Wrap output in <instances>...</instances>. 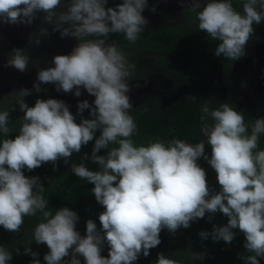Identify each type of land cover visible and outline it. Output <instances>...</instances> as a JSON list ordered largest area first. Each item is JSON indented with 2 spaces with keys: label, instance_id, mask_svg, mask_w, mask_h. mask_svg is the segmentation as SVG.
I'll use <instances>...</instances> for the list:
<instances>
[{
  "label": "clouds",
  "instance_id": "9594fccd",
  "mask_svg": "<svg viewBox=\"0 0 264 264\" xmlns=\"http://www.w3.org/2000/svg\"><path fill=\"white\" fill-rule=\"evenodd\" d=\"M147 2L121 0L106 8L107 0H65L66 10L57 14L61 0H0V23L31 24L39 12L61 37L77 41L69 54L55 55L52 66L37 70L31 90L14 92L23 112L14 138H9L10 110H0V227L19 232L24 217L40 214L23 249L33 258L31 264H41L30 248L33 241L46 245L45 264H81L80 257L83 264H134L160 244L162 229L175 234L206 214L211 222L216 213L226 217V223L213 224L210 232L201 230V239L231 244L240 232L243 247L252 253L245 264H260L264 259V149L258 150L264 117L249 125L231 103L210 107L205 102L200 105L203 138L198 142L173 137L137 145L132 139L137 124L128 95L131 65L123 51L107 40L109 34L123 33L135 43L146 30L148 21L142 12ZM240 3L241 10L233 0H190L187 7L195 13L198 29L218 42L214 54L230 61L245 55L253 25L264 21V0ZM46 34L41 28L34 42L38 44L39 36ZM29 62L24 49L13 48L6 65L23 72ZM49 83L57 92L79 97L83 88L93 96L92 104L83 100L76 106L77 116L87 109L91 118L81 116L77 122L68 106L55 98H37L28 106L23 98ZM90 141L93 145L86 158L98 168L89 169L81 158L72 165V173L93 185L91 192L103 211L98 215L100 227L88 219L81 235L76 229L77 213L68 207L52 211L39 177L26 176L23 170L43 163L55 168L57 160L67 164ZM101 150L104 154L98 155ZM201 158L215 172L218 190L210 189L206 171L198 164ZM105 245L107 256L101 255ZM195 258L202 260L203 254ZM11 259L12 253L0 245V264ZM155 264L180 261L157 253Z\"/></svg>",
  "mask_w": 264,
  "mask_h": 264
},
{
  "label": "trees",
  "instance_id": "16d2710c",
  "mask_svg": "<svg viewBox=\"0 0 264 264\" xmlns=\"http://www.w3.org/2000/svg\"><path fill=\"white\" fill-rule=\"evenodd\" d=\"M120 2L121 0H107L105 7H114ZM233 6L237 10H241L240 0H233ZM145 13L143 10L142 15L146 18ZM186 16L189 19L187 25L177 29H170L163 24L150 27L147 23L146 30L140 34L135 43L127 41L123 33H114L108 36L107 42L115 43L123 51L131 65L129 78L147 80L158 75L174 81L179 88H186L182 97L165 109L161 108L157 98H148L130 110V114L137 124V131L132 137L137 145L147 144L156 138L169 141L173 137L194 144L202 139L199 119L201 115L200 105L206 102L210 107H216L221 103L213 96L203 93L201 89L196 87L194 80L212 76L218 68L229 70L232 61L214 54L218 42L211 40L206 33L200 31L196 20L195 25H193L191 17L195 16L194 12L190 11ZM254 35L264 43V28L259 27ZM13 48L17 47L12 44L7 48V56ZM141 60H150V63L137 66L136 63ZM184 64L188 65V68ZM189 95L195 96L197 99L195 101L190 100ZM37 98L54 97L48 89H41L40 92L33 91L23 99L28 106H32ZM232 106L243 113L246 124L250 125L254 122L255 118L251 114L238 105L232 104ZM13 112L10 111V114L13 115ZM18 118L20 117H10L9 138H14L19 132ZM80 118L81 116H76V121L79 122ZM83 118L87 119L88 117ZM96 135H99V130H97ZM92 145L93 141L87 145H82L80 152L73 153L67 164L63 160H57L55 168L51 163H43L38 168L23 171L26 176L39 177V182L44 187V198L48 200V207L52 211L68 207L77 213L78 222L85 223L88 219H92L99 228L98 215L103 211V207L96 202L91 192L93 185L72 173V165L80 163L81 158H84V163L89 169L96 170L98 168L96 163L86 158V154L91 152ZM115 146L109 145V147ZM259 149H264V134L259 137ZM205 152L210 153L208 145H205ZM97 154L103 155L104 150ZM198 164L206 171V179L210 189L218 190L215 172L203 158L198 160ZM40 220L39 213L35 216L24 217L20 231L15 233L0 227V245L12 253L9 264H31L33 258L24 253L23 249L31 239L33 228ZM224 223H226V217L216 213L211 222L207 220L206 214L205 218L191 223L188 229H179L175 234L162 229L159 233L160 244L150 249L147 257L139 256L134 264H155L157 253H164L167 257L180 261V264L184 263L187 257L196 256L198 253L203 254V259L199 260L203 264H245L246 257L252 253L243 247L244 237L242 233L237 232L231 244H225L223 241L213 242L211 238L201 239L198 235L201 230L210 232L213 224ZM30 248L38 253L36 258L43 264L39 246L33 241ZM107 253L108 248L105 245L101 255L107 256ZM80 259L81 264H83V258L80 257ZM260 264H264V259H260Z\"/></svg>",
  "mask_w": 264,
  "mask_h": 264
},
{
  "label": "rangeland",
  "instance_id": "374dc122",
  "mask_svg": "<svg viewBox=\"0 0 264 264\" xmlns=\"http://www.w3.org/2000/svg\"><path fill=\"white\" fill-rule=\"evenodd\" d=\"M64 4L65 0H61V6L56 9L57 14L66 10ZM145 8L153 9L154 7L147 5ZM154 9L152 14H158L159 11ZM145 12L147 18L149 12ZM42 16L43 13L38 12L31 24L0 23V110L9 109L11 111L13 108V115L9 113L11 118L23 116V112L16 105L19 98L14 92H19L21 89L31 90L33 83L36 82L37 70L52 66L53 56L67 55L77 44V41L71 36L61 37L59 30L54 31V25L44 22ZM150 17L152 20H158L157 15H150ZM259 27L264 28V21L253 25L254 32L245 45V55L232 61L229 70L218 68L214 75L194 80L196 87L201 89L203 93L213 96L220 102L238 105L254 118L264 117V43L254 35ZM41 28L46 29L47 34L39 36V43L37 44L34 41ZM30 41L32 42L30 43ZM12 44L17 48L24 49L30 57V62L23 72L6 65L7 48ZM149 63L150 60H141L136 65ZM184 65L188 68V65ZM128 84V95L133 108L148 98H157L161 108L165 109L178 101L186 90L185 87H177L175 82L167 77L158 75L147 80L129 78ZM40 88L48 89L55 99L62 100L75 117L77 116L78 101L87 100L89 104H92L94 100V97L83 88L80 89L81 95L79 97L74 96L72 92H57L55 86L50 83L41 84ZM81 116L91 118L87 109L83 111ZM76 229L81 235L84 234L85 223L77 222ZM38 246L43 257L48 249L44 244ZM195 257V255L187 257L182 264H203ZM64 259L69 258L65 257Z\"/></svg>",
  "mask_w": 264,
  "mask_h": 264
},
{
  "label": "flooded vegetation",
  "instance_id": "af4514ba",
  "mask_svg": "<svg viewBox=\"0 0 264 264\" xmlns=\"http://www.w3.org/2000/svg\"><path fill=\"white\" fill-rule=\"evenodd\" d=\"M189 3L190 0H148L147 5L154 7L159 11L158 14H152L154 11H152L150 8H144L145 11L149 12V16H158V20H152L151 17H147L149 26L156 27L160 24H163L170 29H177L180 26L185 27L189 20L187 19L188 17L186 14L191 11L187 8ZM191 18L193 19V25H195V16Z\"/></svg>",
  "mask_w": 264,
  "mask_h": 264
}]
</instances>
